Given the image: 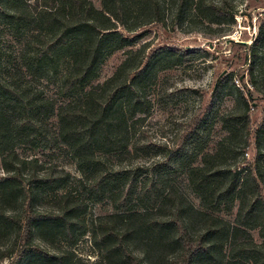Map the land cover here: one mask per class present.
<instances>
[{"label": "trees", "instance_id": "1", "mask_svg": "<svg viewBox=\"0 0 264 264\" xmlns=\"http://www.w3.org/2000/svg\"><path fill=\"white\" fill-rule=\"evenodd\" d=\"M101 4L99 9L92 0H38L34 5L28 0H0V15L10 19L18 30L27 29L32 34L24 63L28 71L43 69L41 76L47 77L52 68L58 69L63 63L59 101L32 96L0 75V154L7 173L0 181V213L22 197L25 205L34 201L23 173L29 160L20 158L15 147L18 140L39 146L43 123L53 115L58 119V131L55 140L47 137L48 142L54 140L69 151L82 174L93 179L94 189H113L120 172L100 169L105 156L128 150L136 124L153 107L147 87L162 71L183 64L187 51L158 49L147 55L146 45L138 50L131 48L115 72L95 84L101 65L114 52L138 43L141 35L132 34L142 25H165L167 4L180 11L185 8L197 18L201 15L209 23H228L235 15L225 2L205 0H101ZM232 120L241 123L249 118L243 113L230 114L223 122ZM226 153L231 151L222 142L215 153L203 155L202 165L190 162L187 166L191 189L200 197L203 210L185 205L173 193L156 196L155 201L164 205L168 196L174 200L169 219H143L142 213L132 211L124 216L121 230L102 223L106 228L103 237L112 238L113 243L103 247V259L95 264H108L115 252L129 264H144L145 257H137L128 245L135 235L144 236L147 252L157 249L164 254L171 246L179 255L178 264H264L263 243L256 242L251 234L259 229L264 239V154L258 150L254 167L242 166L243 162L222 167L218 162ZM53 174L34 176L31 182L53 192L63 189L65 184L58 183L60 178ZM61 200V213L30 214L25 227L21 218L6 217L17 225L26 252H43L30 244L34 222H40L42 236L73 235L77 205L67 194ZM236 206L238 212L232 223L214 215L232 212ZM191 212L205 222L198 236L190 231ZM4 224L0 215V227ZM68 255L64 252L55 257V262L66 264Z\"/></svg>", "mask_w": 264, "mask_h": 264}, {"label": "rangeland", "instance_id": "2", "mask_svg": "<svg viewBox=\"0 0 264 264\" xmlns=\"http://www.w3.org/2000/svg\"><path fill=\"white\" fill-rule=\"evenodd\" d=\"M37 1L28 3L34 5ZM92 2L102 8L101 0ZM205 2L227 3L235 13L234 21L209 23L201 15L197 18L185 8L180 11L177 6L167 4L165 25L157 22L142 25L132 34L141 35L139 42L114 52L100 67L95 84L110 77L131 48L138 50L146 45L147 55L158 49L187 51L183 64L162 71L147 87L153 107L136 124L128 150L105 156L100 169L120 172L113 189L106 192L94 189L93 179L82 174L76 159L64 146L55 143L56 115L44 121L39 146L18 140L16 152L20 158L29 160L23 173L34 201L25 205L22 197L3 207L0 264H58L55 257L64 252H69L66 264H95L103 259V247L113 243L112 238L103 237L106 228L102 223L121 230L126 222L124 216L132 211L142 213L143 219L167 220L174 200L168 196L164 205L154 199L166 193H173L185 205L203 210L200 197L191 189L187 166L190 162L202 165L203 155L215 153L222 142L231 153L224 154L219 165L233 167L243 162L242 166H255L258 150L264 154V0ZM32 40L27 29L18 30L10 19L0 15V75L32 96L59 101L63 63L58 69L52 68L47 77L41 76L43 69L30 73L24 63ZM240 113L247 115L249 121L232 120L224 124V117ZM47 137L54 140L48 142ZM50 173L60 178L58 183L65 184L63 189L53 192L31 182L34 176L46 177ZM6 174L0 154V181ZM63 194L77 205L73 235L42 236L38 231L40 222H34L30 244L43 252H26L17 225L6 217L21 218L25 227L30 214L61 213ZM237 212L236 206L232 212L214 215L232 223ZM189 217L191 234L200 235L205 222L194 212ZM251 234L264 246L259 229ZM128 245L137 257H145L144 264H178L179 255L171 246L164 254L157 249L147 252L143 235L131 237ZM107 263L129 264L119 252L112 253Z\"/></svg>", "mask_w": 264, "mask_h": 264}]
</instances>
